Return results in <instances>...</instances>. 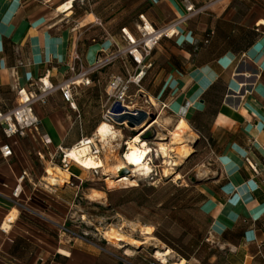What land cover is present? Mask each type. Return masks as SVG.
<instances>
[{
    "label": "crops",
    "instance_id": "obj_1",
    "mask_svg": "<svg viewBox=\"0 0 264 264\" xmlns=\"http://www.w3.org/2000/svg\"><path fill=\"white\" fill-rule=\"evenodd\" d=\"M183 1L0 0V111L14 109L18 90L31 91L38 79L46 77L54 85L66 78L72 53L91 65L106 48L105 39H122L124 31L135 39L144 23L153 30L169 25L184 13ZM187 1L198 8L209 0ZM179 33L177 41L160 40L150 66L157 71L155 84L171 78L183 87L185 122L215 151L217 185L202 211L215 235L241 233L250 248L241 253L245 258L262 254L264 0H223ZM94 36L103 40L90 41ZM74 106L55 94L34 107L40 133L51 142L48 148L33 132L7 139L0 128V148L12 151L8 159L0 153V264L100 263L97 247L78 236L72 224L76 177L69 174L70 182L62 187L45 184L30 157V148L57 156L58 148L69 150L89 139L76 100ZM37 156L43 161L39 151Z\"/></svg>",
    "mask_w": 264,
    "mask_h": 264
},
{
    "label": "rangeland",
    "instance_id": "obj_2",
    "mask_svg": "<svg viewBox=\"0 0 264 264\" xmlns=\"http://www.w3.org/2000/svg\"><path fill=\"white\" fill-rule=\"evenodd\" d=\"M89 40L103 39L94 36ZM119 40L121 43H117ZM134 41L135 45L131 46L121 38H107L103 41L104 50L105 53L116 49L137 50L142 57L141 66L131 62L126 53L121 60L94 75L91 86L79 89L75 97L82 110L81 116L84 114L88 122L84 136L91 139L102 122L112 125L119 136L108 146L99 143H95L96 148L92 146L93 153L99 151L96 156L107 167L104 169L107 173L103 170L86 172L73 163L69 166L68 174L77 179L73 181L78 194L71 215L75 233L97 247L101 259L98 264H163L155 254L168 250L170 256L164 264L181 261L184 264H264V253L248 258L241 254L250 248L243 245L240 232L227 231L223 238L222 234L217 236L210 220L199 213L203 197H208L217 185L214 179L220 165L215 151L209 150L190 128L179 142L172 137L179 121H185L188 115L182 114L186 105L182 102L183 87L171 78L164 79L162 85L155 84L157 71L150 65L152 51L157 46L145 57L141 52L144 45L139 32ZM95 50L92 48V52ZM140 71L145 76L138 87L128 86L125 104L128 115L135 117L121 121L124 115L115 113L119 106L108 89L109 80L120 77L127 81ZM150 126L152 128L146 131ZM140 129L142 131L137 133ZM142 132L140 141L151 151L144 162L152 168L151 173L149 176L140 172L134 174L131 168L116 173L114 169L125 155L128 142ZM163 146L167 157L160 152ZM37 151L42 154L43 161ZM30 153L34 170L43 179L47 176L46 170L55 167L64 170L59 155L51 160L48 152L40 147L30 148ZM121 176L135 186L106 183L108 179L114 182ZM146 228L151 234H145ZM110 233L125 237V243L111 241Z\"/></svg>",
    "mask_w": 264,
    "mask_h": 264
},
{
    "label": "built area",
    "instance_id": "obj_3",
    "mask_svg": "<svg viewBox=\"0 0 264 264\" xmlns=\"http://www.w3.org/2000/svg\"><path fill=\"white\" fill-rule=\"evenodd\" d=\"M222 1L223 0H209L200 7L195 8L187 0H184V13L178 16L169 25L159 30L152 29L151 36H147V32L143 31L146 29V23H144L142 28L139 29V34L143 39L142 43L144 45L141 52H143L144 56L147 57L149 56L152 49L158 45L160 40L168 39L177 41L178 39H180L179 31L182 28L186 27L192 20L196 19L197 17L209 12L213 6ZM98 26H100V24H98ZM122 39L128 45H135L131 44V40L126 35L125 31L123 32ZM149 43L151 44V47H148ZM133 52H131V50L126 52L116 49L112 52L105 53V50L102 49L100 51V56L91 65L87 66L83 64L82 58L79 54H77L76 52L72 53L67 65L68 75L66 78L54 85L48 83V81L45 82L46 77L40 78L37 80L36 84L32 86L31 91L27 92L25 90H18V104L14 109H11L4 113L0 111V128L2 129L4 136L7 139H10L14 136L23 137L26 132H33L39 138L43 147L48 148L51 145V142L45 135H42L40 133V121L34 113V107L36 105H44L52 95L59 94L62 101L68 104L69 107H71L73 110H75L74 100L78 95V90L91 86V78L94 75L111 66L118 60H121L122 56H124L126 53H128L131 61L136 66H141L142 59L141 61H138ZM144 76L145 73L140 71L134 74L133 77H129L127 81L122 80L120 77H111V79L109 80L108 89L111 93H113L115 104L117 105V107L119 106V110H116L115 113H122L124 116L128 115V109L125 107L126 101L128 100V86L134 85L138 87ZM83 143L85 144V146H91V144H88L89 139H82L73 148H78ZM65 151L66 150L62 148H58L57 154L61 158L62 168L67 172L69 166L71 165V162L67 161L65 157ZM0 153L3 159H8L12 156V151L7 145L0 148ZM49 157L51 158V160H53L56 156L53 155ZM249 166L254 175L256 177H259V171H257L251 165ZM25 178L26 174L24 173L18 179L17 186L12 194L14 199H18L21 193V183L25 180ZM62 233L66 234L64 230H62Z\"/></svg>",
    "mask_w": 264,
    "mask_h": 264
},
{
    "label": "bare ground",
    "instance_id": "obj_4",
    "mask_svg": "<svg viewBox=\"0 0 264 264\" xmlns=\"http://www.w3.org/2000/svg\"><path fill=\"white\" fill-rule=\"evenodd\" d=\"M145 26H146V29L143 31L147 32V36H151L152 35V28L149 25H147V23L145 24ZM125 33L130 38L131 44L132 45L135 44L134 39L127 32H125ZM148 47H151L150 43L148 44ZM133 53H134L136 58L138 57L137 58L138 61H141L142 58H141L140 54L138 53V51H134ZM134 117L135 116H132V115L121 116V121L123 119H126V118L127 119L128 118L133 119ZM145 127L146 126H144V128ZM150 128H152V126H150L146 131H148ZM141 131L142 130L140 129V131H138L137 133H140ZM187 132H189V127L186 124V122L183 119H181L179 121V125L174 130L172 137H174V139L177 142L179 139L184 137L185 134L187 135ZM143 134H144V132L139 134V136H134L132 138L133 140L131 139L132 141L128 142L127 151H126L125 155L123 156V158L121 157L120 164L117 162V164H119V165H117V167L115 169L113 168L114 171L116 170V173H118V172L120 173L121 171H123L125 169L131 168L132 173H134V174L136 172H140L143 176H147V175L149 176L152 168H150L144 162H145L146 158L149 156L151 151L145 143L140 141V138L143 136ZM118 137L119 136L117 134V131L113 128L112 125L108 124L107 122H102L96 128L92 138L89 139L88 144H91V146H85V144L83 143L78 148H71L69 150H66L65 151V157H66L67 161L75 164L77 167H79L80 169H82L86 172H91V171L92 172L93 171H100L101 172V170L104 171V169L107 167L104 165L102 160L98 156H96V154L99 151H97L96 153H93L92 146H94L96 148L95 143H99L101 145H107L108 146L109 142L115 143V141L118 139ZM160 152L162 153V155L164 157H167V150L165 149L164 146L160 147ZM185 154L187 155L188 153L185 152ZM104 172H106V171H104ZM45 174L47 175L45 178L47 183L49 185L54 186V187H62L64 184L68 183V180H69V174L66 171L61 170L57 167L51 168L48 171L46 170ZM130 181L131 180H129L125 176H121V177L117 178L114 182H112L111 180L108 179V180H106V183H108L110 185H120V186L121 185L122 186L123 185H127V186L129 185L132 187L135 186V184H133ZM149 232H150V230L148 228H146L145 234H147V235L151 234ZM108 238H110L111 241H116V243H125V240H126V239L124 240L125 237L123 238V236L116 235L114 233L108 234ZM168 256H170L169 250L166 253L165 252L164 253L157 252L155 254V257L160 258L163 264L166 262V259ZM178 264H184V261H181Z\"/></svg>",
    "mask_w": 264,
    "mask_h": 264
},
{
    "label": "trees",
    "instance_id": "obj_5",
    "mask_svg": "<svg viewBox=\"0 0 264 264\" xmlns=\"http://www.w3.org/2000/svg\"><path fill=\"white\" fill-rule=\"evenodd\" d=\"M204 199L202 200V202H200V205H199V207H198V211H199V213H201L203 216H205L206 218H208L209 219V217L202 211V205L206 202V197H203ZM210 220V219H209ZM258 222H256V224H257ZM228 230H226L225 232H227ZM225 232H223L222 233V238L224 237V233Z\"/></svg>",
    "mask_w": 264,
    "mask_h": 264
},
{
    "label": "water",
    "instance_id": "obj_6",
    "mask_svg": "<svg viewBox=\"0 0 264 264\" xmlns=\"http://www.w3.org/2000/svg\"><path fill=\"white\" fill-rule=\"evenodd\" d=\"M124 174L126 175V174H127V172L125 171V172H124Z\"/></svg>",
    "mask_w": 264,
    "mask_h": 264
}]
</instances>
